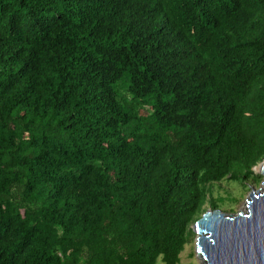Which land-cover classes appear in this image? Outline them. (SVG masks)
Masks as SVG:
<instances>
[{
    "label": "trees",
    "instance_id": "1",
    "mask_svg": "<svg viewBox=\"0 0 264 264\" xmlns=\"http://www.w3.org/2000/svg\"><path fill=\"white\" fill-rule=\"evenodd\" d=\"M263 160L264 0H0V264H181Z\"/></svg>",
    "mask_w": 264,
    "mask_h": 264
},
{
    "label": "water",
    "instance_id": "2",
    "mask_svg": "<svg viewBox=\"0 0 264 264\" xmlns=\"http://www.w3.org/2000/svg\"><path fill=\"white\" fill-rule=\"evenodd\" d=\"M254 170L264 175V160ZM251 189L247 207H208L192 225L201 264H264V181Z\"/></svg>",
    "mask_w": 264,
    "mask_h": 264
},
{
    "label": "rangeland",
    "instance_id": "3",
    "mask_svg": "<svg viewBox=\"0 0 264 264\" xmlns=\"http://www.w3.org/2000/svg\"><path fill=\"white\" fill-rule=\"evenodd\" d=\"M255 172L261 177H259L260 179L258 181L250 180V185L243 186L242 184L231 179H225L222 182L215 184L213 187L214 195L218 196L220 194L227 197V199L223 202H220L219 205L226 207L228 211L245 209V205L247 199L249 198L252 187L256 189L258 187H263L262 182L264 181V175L259 174L257 170ZM231 196H236L237 201L230 202L229 200ZM196 239L197 233L194 232L193 236L190 238V241L186 245L185 250L181 254V264H201V259L199 258L197 252Z\"/></svg>",
    "mask_w": 264,
    "mask_h": 264
},
{
    "label": "bare ground",
    "instance_id": "4",
    "mask_svg": "<svg viewBox=\"0 0 264 264\" xmlns=\"http://www.w3.org/2000/svg\"><path fill=\"white\" fill-rule=\"evenodd\" d=\"M246 207H247V203H246V205H245Z\"/></svg>",
    "mask_w": 264,
    "mask_h": 264
}]
</instances>
